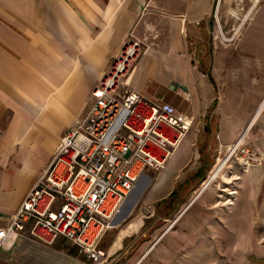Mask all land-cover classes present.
<instances>
[{"label":"crops","instance_id":"obj_1","mask_svg":"<svg viewBox=\"0 0 264 264\" xmlns=\"http://www.w3.org/2000/svg\"><path fill=\"white\" fill-rule=\"evenodd\" d=\"M226 2L0 0V129L4 131L0 228L7 227L50 164L61 138L85 113L111 57L127 40H137L144 50L128 77L130 88L195 120L167 167L155 179L149 174L141 178L146 188L140 195L132 194L114 227L100 240L106 258L99 264L136 263L146 250L143 238L151 237L161 220L171 219L162 209L175 213L177 188L199 180L201 150L208 152V146L216 144L214 137L227 121L217 109L218 89L211 82L217 67L199 70L188 46L194 36L203 39L211 34L219 3L220 21L226 17L221 12ZM259 15L264 16V10ZM218 27L224 34L221 23ZM195 51L196 60L205 59L206 43H198ZM229 84L238 87L241 82L226 81L223 87ZM204 160L208 162V155ZM173 194L175 198L170 197ZM0 264H91V260L63 238L52 249L22 239L0 249Z\"/></svg>","mask_w":264,"mask_h":264},{"label":"built area","instance_id":"obj_2","mask_svg":"<svg viewBox=\"0 0 264 264\" xmlns=\"http://www.w3.org/2000/svg\"><path fill=\"white\" fill-rule=\"evenodd\" d=\"M143 50V43L129 40L111 60L85 113L61 138L7 227L0 228V249L22 239L52 249L63 238L93 264L104 261L103 235L139 180L167 167L195 120L130 88L128 77ZM3 134L0 129V139Z\"/></svg>","mask_w":264,"mask_h":264},{"label":"rangeland","instance_id":"obj_3","mask_svg":"<svg viewBox=\"0 0 264 264\" xmlns=\"http://www.w3.org/2000/svg\"><path fill=\"white\" fill-rule=\"evenodd\" d=\"M238 4L227 0L222 22L217 15L211 34L203 39L198 34L194 36L197 41L188 44L199 70L217 67L211 82L218 89L217 109L227 115V121L222 133L214 137L216 144L208 146V167L197 182L177 188L179 209L171 217L166 207L162 209L171 219L161 220L153 235L143 238L145 253L134 264L149 251L141 264H264V16L259 15L264 0ZM202 41L207 53L205 59L196 60L195 46ZM226 81L241 84L223 87ZM147 174L155 179L160 173ZM191 202L181 221L175 222Z\"/></svg>","mask_w":264,"mask_h":264},{"label":"trees","instance_id":"obj_4","mask_svg":"<svg viewBox=\"0 0 264 264\" xmlns=\"http://www.w3.org/2000/svg\"><path fill=\"white\" fill-rule=\"evenodd\" d=\"M201 152H202V159H203V167H202V169H201V171H200V173L199 174H201L207 167H208V165H209V163L206 161V160H204L205 158H206V155H208V153H207V150L206 149H202L201 150ZM201 176V175H200ZM175 196H176V194L174 195H171L170 197H173V198H175ZM175 200L177 201V197L175 198ZM177 203V202H176ZM175 208V207H174ZM171 215V214H170ZM114 250V249H113Z\"/></svg>","mask_w":264,"mask_h":264},{"label":"water","instance_id":"obj_5","mask_svg":"<svg viewBox=\"0 0 264 264\" xmlns=\"http://www.w3.org/2000/svg\"><path fill=\"white\" fill-rule=\"evenodd\" d=\"M147 184H141V179L139 180L134 192H136L137 195H140L143 190L146 188Z\"/></svg>","mask_w":264,"mask_h":264},{"label":"snow or ice","instance_id":"obj_6","mask_svg":"<svg viewBox=\"0 0 264 264\" xmlns=\"http://www.w3.org/2000/svg\"><path fill=\"white\" fill-rule=\"evenodd\" d=\"M3 235V233H0V236H2Z\"/></svg>","mask_w":264,"mask_h":264},{"label":"bare ground","instance_id":"obj_7","mask_svg":"<svg viewBox=\"0 0 264 264\" xmlns=\"http://www.w3.org/2000/svg\"><path fill=\"white\" fill-rule=\"evenodd\" d=\"M232 39V38H231Z\"/></svg>","mask_w":264,"mask_h":264}]
</instances>
